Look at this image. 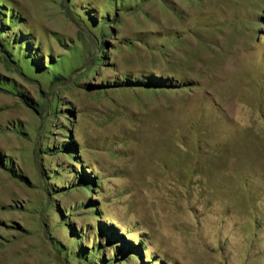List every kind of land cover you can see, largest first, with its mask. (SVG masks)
<instances>
[{"label":"rangeland","instance_id":"rangeland-1","mask_svg":"<svg viewBox=\"0 0 264 264\" xmlns=\"http://www.w3.org/2000/svg\"><path fill=\"white\" fill-rule=\"evenodd\" d=\"M2 25L0 264H104L113 229L149 264H264V0H0Z\"/></svg>","mask_w":264,"mask_h":264},{"label":"trees","instance_id":"trees-1","mask_svg":"<svg viewBox=\"0 0 264 264\" xmlns=\"http://www.w3.org/2000/svg\"><path fill=\"white\" fill-rule=\"evenodd\" d=\"M12 19H14V17H11V15L9 16V20H10V23L12 22ZM103 24V23H102ZM101 28H103V25L101 26ZM10 29V26H4V25H2V26H0V32L1 33H6V32H8V30ZM4 53H6V56L7 57H9L10 56V54L8 53V51L7 50H4L3 51ZM100 60H101V58H99V59H97V61L98 62H100ZM32 62V61H31ZM16 66H18L17 64H16ZM38 66V65H37ZM55 79H56V77H54ZM3 83H6L5 81H3V80H0V90L1 89H4V90H8V89H5L4 88V84ZM149 86H152V87H154V86H157V84H149ZM21 97H22V99L27 103V104H30V100L26 97V96H24V95H21ZM73 147V145L72 144H68L67 145V147H65V149L66 148H72ZM91 179H89L88 177H86V176H81L80 177V182L79 183H82V185L84 186V187H90L91 185H92V180L90 181ZM106 229L105 228H101L100 227V230H99V232L101 233V232H104ZM73 231V230H72ZM74 232V234H75V239L77 240L79 237H80V235L77 233V232H75V230L73 231ZM106 236H107V239H106V242H105V244L107 243V245L108 244H110V243H115V244H117V243H119L117 246H116V249H118V252H122L123 251V253H121V255L120 256H118V254H116L113 258H111V259H105L104 260V264H118V261H120V259H124V261L125 262H127V261H129L130 259H133L134 257H136L137 259H139L140 261H141V264H149V262L148 261H142V255L140 254L141 252L140 251H142V248H141V243L139 242V244H132L131 242H128V241H125L124 240V237H123V235L122 234H118V233H116V230L115 229H113V231H111V233H106ZM100 247V245L99 244H97V245H95L91 250H90V252H89V256H88V254L86 253V248H83V250H84V252L82 251V252H80V253H78V255L77 256H80L81 257V259H83L85 262L87 261V262H89L88 261V258L90 257V256H92L91 258H93L95 255H96V252L97 251H99V248ZM102 248V247H101ZM102 249H100V251H101ZM91 253V254H90ZM102 253V252H101ZM93 261H95V262H93ZM86 262V263H87ZM98 262H100V258H97V260H92V262L90 263H88V264H98Z\"/></svg>","mask_w":264,"mask_h":264},{"label":"bare ground","instance_id":"bare-ground-1","mask_svg":"<svg viewBox=\"0 0 264 264\" xmlns=\"http://www.w3.org/2000/svg\"><path fill=\"white\" fill-rule=\"evenodd\" d=\"M207 185V184H206ZM202 186V185H201ZM209 189V188H208ZM210 192V191H209Z\"/></svg>","mask_w":264,"mask_h":264}]
</instances>
